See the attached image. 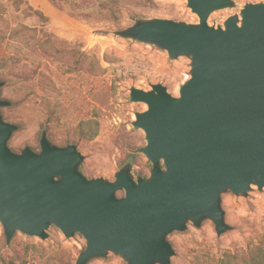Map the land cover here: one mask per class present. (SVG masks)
I'll return each mask as SVG.
<instances>
[{
  "label": "water",
  "instance_id": "95a60500",
  "mask_svg": "<svg viewBox=\"0 0 264 264\" xmlns=\"http://www.w3.org/2000/svg\"><path fill=\"white\" fill-rule=\"evenodd\" d=\"M198 23L136 21L117 33L150 44L170 59L191 58L189 78L172 96L160 85L131 88L130 102L146 105L132 126L145 146L130 150L151 164L134 180L129 166L113 181L88 180L74 145L58 147L41 134L40 151L12 152L16 126L0 116V225L6 244L19 232L47 238L56 227L66 238L79 234L84 251L75 264L119 256L126 264H170L167 237L187 224L209 220L218 236L225 223L221 196L246 197L264 189V1L246 5L223 28L207 25L229 0H186ZM4 83L0 82V88ZM9 103L0 100V108ZM121 194V196H118Z\"/></svg>",
  "mask_w": 264,
  "mask_h": 264
},
{
  "label": "rangeland",
  "instance_id": "374dc122",
  "mask_svg": "<svg viewBox=\"0 0 264 264\" xmlns=\"http://www.w3.org/2000/svg\"><path fill=\"white\" fill-rule=\"evenodd\" d=\"M14 1L0 0V24L7 26V35L0 42V60L18 58L22 64L0 70V82L4 83L0 100L9 103L0 108V116L16 126L8 148L16 154L24 148L38 153L41 134L46 132L51 145L76 147L83 157L78 171L88 180L113 181L115 173L125 166L130 167L134 180L147 178L151 164L144 156L129 153L145 146L143 132L135 130L132 123L146 105L130 102L129 91H149L152 85L160 84L177 96L179 86L190 77L191 58L170 59L156 46L117 33L142 20L198 23L187 1L141 0L108 9L95 5L81 11L50 0H21L16 8ZM229 1L231 7L208 16L209 27L223 28L232 16L240 21V11L246 5L264 0ZM29 9L40 12L41 17L27 16ZM19 25L35 30L36 45L45 42L47 36L52 49L44 54L38 46L28 47L9 38L10 31ZM91 120L98 122L99 132L87 142L77 128ZM220 204L230 229L218 236L209 220L198 228L188 223L185 231L167 237L175 252L170 264H192L200 257L217 262L225 251L245 249L250 242L263 239L264 189L252 185L246 197L225 193ZM46 234L47 238L41 240L16 232L6 244L0 225V264H75L84 251L85 240L79 234L66 238L54 226ZM86 264L126 262L109 253Z\"/></svg>",
  "mask_w": 264,
  "mask_h": 264
},
{
  "label": "trees",
  "instance_id": "16d2710c",
  "mask_svg": "<svg viewBox=\"0 0 264 264\" xmlns=\"http://www.w3.org/2000/svg\"><path fill=\"white\" fill-rule=\"evenodd\" d=\"M52 2H59L68 5L72 10L81 11L91 9L93 6L98 5L101 9H108L111 6H116L119 3H139L141 0H50ZM21 0H15L14 5L18 8V4ZM26 14L27 16L36 15L41 17L40 12L31 9ZM1 11V10H0ZM32 12V13H30ZM113 16L118 17L117 12L113 11ZM0 22L2 18L0 16ZM7 27V26H6ZM5 27V28H6ZM4 25L0 24V42L4 40L7 32L5 31ZM35 30L29 29L23 25H19L16 29L11 30L9 33V38L17 39L28 47H36L40 52L46 54L52 45L50 40L45 36V42L36 45L34 41ZM32 48V49H34ZM58 53V52H57ZM22 65L20 59L11 58L8 60H0V70H6L11 67H18ZM59 118H55L58 120ZM80 137L87 142L94 140L99 132V124L97 121H86L81 122L77 128ZM10 243V242H9ZM23 264V263H22ZM192 264H264V237L256 242H250L245 249H239L234 251H225L217 262L210 260L206 257L196 258Z\"/></svg>",
  "mask_w": 264,
  "mask_h": 264
},
{
  "label": "bare ground",
  "instance_id": "6f19581e",
  "mask_svg": "<svg viewBox=\"0 0 264 264\" xmlns=\"http://www.w3.org/2000/svg\"><path fill=\"white\" fill-rule=\"evenodd\" d=\"M178 96V95H177Z\"/></svg>",
  "mask_w": 264,
  "mask_h": 264
}]
</instances>
